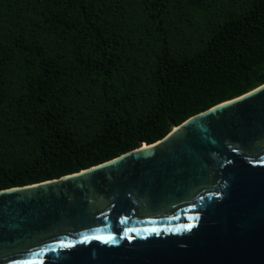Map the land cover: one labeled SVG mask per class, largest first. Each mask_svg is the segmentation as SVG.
Here are the masks:
<instances>
[{
    "label": "trees",
    "instance_id": "trees-1",
    "mask_svg": "<svg viewBox=\"0 0 264 264\" xmlns=\"http://www.w3.org/2000/svg\"><path fill=\"white\" fill-rule=\"evenodd\" d=\"M199 10L205 29L174 47L171 26ZM0 14V189L155 142L264 83V0H0Z\"/></svg>",
    "mask_w": 264,
    "mask_h": 264
},
{
    "label": "water",
    "instance_id": "water-1",
    "mask_svg": "<svg viewBox=\"0 0 264 264\" xmlns=\"http://www.w3.org/2000/svg\"><path fill=\"white\" fill-rule=\"evenodd\" d=\"M0 264H264V83L155 142L1 188Z\"/></svg>",
    "mask_w": 264,
    "mask_h": 264
},
{
    "label": "rangeland",
    "instance_id": "rangeland-1",
    "mask_svg": "<svg viewBox=\"0 0 264 264\" xmlns=\"http://www.w3.org/2000/svg\"><path fill=\"white\" fill-rule=\"evenodd\" d=\"M227 1L231 0H222L223 5L227 4ZM241 0H235V3H239ZM217 8L223 9L219 3L216 4ZM3 16L0 14V23ZM206 18L204 14L199 10L194 14H191L187 20H179V28L176 29L174 26L172 28V45L177 48H182L183 46H189L188 36H196L199 32H202L205 29ZM131 20L134 23H137L134 18L131 17ZM148 40V39H147Z\"/></svg>",
    "mask_w": 264,
    "mask_h": 264
}]
</instances>
